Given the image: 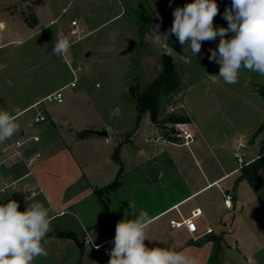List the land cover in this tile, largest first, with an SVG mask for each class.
<instances>
[{"label":"rangeland","instance_id":"374dc122","mask_svg":"<svg viewBox=\"0 0 264 264\" xmlns=\"http://www.w3.org/2000/svg\"><path fill=\"white\" fill-rule=\"evenodd\" d=\"M42 1L0 0V19H8L3 7L10 5L18 15L14 20L9 19L0 33V108L6 105L20 108L42 98L18 123L39 112L48 118L38 124L101 126L112 141L130 135L132 140L122 144L119 151L127 167L136 165L138 157L143 156L142 151L157 158L173 155L188 169L198 168L196 155L217 172L245 165L259 154L257 144L264 138V96L255 88L260 86L258 83L263 76L242 69L236 84H226L219 76H212L219 74L220 66L208 59L209 49L217 48L219 37L202 42L199 56H193L186 45L181 53L171 47L172 42L178 41L174 35L162 37L166 44L154 43L156 26L160 34H168L174 19L173 10L192 0H45L37 25L30 28L25 21L34 22V9ZM230 5L231 0L221 1L214 27H227L223 14ZM63 8L66 9L62 11ZM73 18L80 19L77 35L70 34ZM56 33L64 34L72 43L67 60L53 55ZM231 35L229 33L228 37ZM127 38L144 39V43L141 41L143 44L139 43L132 52L121 54L127 46ZM163 52L173 55L182 76L178 89L161 92L158 118L163 126L173 127L177 132L181 126L190 128L185 121L173 124V118L179 120L189 114L195 124H202L207 136L190 146L160 141L163 140L158 134L160 128L156 126L155 133L148 112L138 121L135 100L128 90L130 86L143 89L150 84L161 71ZM75 76L77 85L71 87L69 84ZM8 80L12 81L11 87L6 83ZM62 86H66L62 103L45 99L48 93ZM227 86L237 93H229ZM256 124H260L258 130L248 135ZM235 129H239L237 138L243 135L236 140L238 149L229 140L220 145L219 141L223 137L225 140ZM39 133L42 135V131ZM178 138L175 143L181 144L183 138ZM236 150L243 152L242 161L235 156ZM204 153L205 156L200 157ZM240 173L222 183L233 181L230 186L233 206L222 207V221L213 224L215 234L224 237L218 256L222 264H264V187L259 188L263 201L258 200L248 181L238 179ZM260 177L264 181V170ZM7 190L10 192L12 187L8 186ZM213 192L220 206L225 196L217 189Z\"/></svg>","mask_w":264,"mask_h":264},{"label":"crops","instance_id":"0c3cea01","mask_svg":"<svg viewBox=\"0 0 264 264\" xmlns=\"http://www.w3.org/2000/svg\"><path fill=\"white\" fill-rule=\"evenodd\" d=\"M44 3L45 0L34 9L35 23L33 26L24 20L28 27L34 28L37 25L39 11ZM10 6L3 7L8 19H0V33L6 27L9 19L14 20L15 17H18L9 8ZM150 6H148L149 9ZM65 9L63 8L62 11ZM76 9L78 11V6ZM133 9L138 14H142L139 10ZM118 15L119 13L115 17ZM75 19L79 23L80 19L73 18L72 20ZM134 40L136 46L139 43H144V39H141L142 42L138 39ZM258 84H264V76ZM226 88L229 93H237L233 88L228 86ZM255 89L257 90V87ZM259 94L264 96L262 93ZM41 99L38 98L20 107L22 115L38 106ZM42 109L39 107V110L42 111ZM38 114L39 112L19 122L23 128L19 135L0 144V188H4L6 185L12 187L10 192L7 190L8 187L0 190V204L15 200L20 206L18 210L23 211L27 207V200L23 201V198L29 195L31 201L42 203L50 215L53 234L46 245L48 256L37 258L35 264H97V253L89 244L85 243V236L88 233L91 238H95V242L114 237L116 223L125 218L122 208L126 202L133 203L137 213L144 210L154 218V223L148 230V236L152 240H145L147 247H165L166 245L159 240H167L168 244L173 243L178 248L185 245V250L198 257L200 264H222L218 251L222 248L224 237L215 234L213 224L222 221V207L230 209L225 204L224 196L230 194L232 197L230 186L233 181L226 184L227 188L222 183L229 177L239 174L243 164L217 172L206 160L202 163L196 155H194L198 165L196 169L185 168L181 159L170 154L157 158L151 153L146 155L142 151L143 156L138 157L134 167H127L126 159H122L121 182L116 189L106 195L109 225L97 227L96 224L104 210V205L95 190L107 186L117 176L119 164L112 155L118 143L127 134L124 138H116L115 141H112L109 139V135L102 136L87 132L92 129L101 130V126L76 127L72 124H38L41 122L34 121ZM186 116L190 118L187 125L193 136L188 145L166 140L160 141L170 143V145L184 146H190L196 141H203L207 136L204 126L195 124L189 114ZM47 118L46 116V120ZM259 125L252 126L249 132L247 129L244 130L246 133L248 132V135H251ZM154 128L156 133L155 125ZM39 131H42V135ZM238 132L239 129L230 131L225 140L223 137L219 144H225L226 140L233 141L235 149H238L236 140L243 138V135L237 138ZM32 135H38L39 141L24 144L22 156L15 158L14 162L8 160L14 150L15 141L26 139ZM262 139L257 144L259 149ZM131 140L130 136L129 141ZM129 141H124L122 144ZM253 144L256 145L255 142ZM36 152H39L41 157L29 166L28 158ZM203 156L205 153L200 155V157ZM257 157L258 155L250 158L245 162V165ZM153 162L163 165L156 180L150 179L147 175ZM4 163L6 165L1 167ZM263 170L259 171L260 176ZM251 187L257 199L263 201L259 189L252 185ZM215 189L222 196L224 195L220 206L216 203V196L213 192ZM194 210H200L194 220L197 226V232L194 235L189 233L185 226L176 228L170 226L172 220L180 221L187 218ZM133 213L132 205V212L127 214V219H133ZM209 226L213 228V231L207 233L206 230ZM61 231H70L75 236L73 238L60 236L58 233ZM215 237L220 238L219 243H216ZM217 245H219L218 251H216Z\"/></svg>","mask_w":264,"mask_h":264},{"label":"clouds","instance_id":"9594fccd","mask_svg":"<svg viewBox=\"0 0 264 264\" xmlns=\"http://www.w3.org/2000/svg\"><path fill=\"white\" fill-rule=\"evenodd\" d=\"M219 13L216 0H192L173 10V23L168 34L162 35L156 26L154 43L166 44L162 37L174 35L179 44L187 46L193 56L201 53L202 42L219 37L216 49H209L208 59L219 64V76L226 84H236L241 70L264 76V0H231L223 19L227 27H214V18ZM231 33V37L228 34ZM53 55L65 60L69 58L72 43L62 33H56ZM10 87L12 81L6 82ZM18 106L0 108V144L18 136L23 129L17 122L22 115ZM133 219L125 218L115 226L114 247L109 252L108 264H200L199 258L185 250L159 240L165 247L149 248L145 240H152L148 230L154 218L147 211L137 213L135 205ZM19 203L9 200L0 204V264H35L39 257H47L46 245L52 233L48 210L40 202L27 198V207L19 211ZM95 238L88 243L94 245Z\"/></svg>","mask_w":264,"mask_h":264},{"label":"trees","instance_id":"16d2710c","mask_svg":"<svg viewBox=\"0 0 264 264\" xmlns=\"http://www.w3.org/2000/svg\"><path fill=\"white\" fill-rule=\"evenodd\" d=\"M221 1L222 0H216L218 6L221 5ZM146 19L150 20L151 17H146ZM34 23H35V18H34V22L29 25L33 26ZM170 45L177 52H180V53L182 52V46L179 44L178 41L172 42ZM160 57H161L160 59H161V65H162L161 71L150 82V84L143 89L137 86H130L128 90L132 98L135 100L136 109L138 112L137 114L138 121L141 119L142 115L145 112H148L152 123L155 126H158L160 128L161 133H158V134L169 141L177 142L179 140L177 136V131L173 127L166 128L165 126L161 124V121H159V118H158L159 113H160L159 97H160L161 92H172L178 89L180 86L182 75L179 72L180 70L177 68L176 64L174 63L173 55L171 53L163 52ZM257 90L260 93L264 94V84L258 86ZM180 121L189 122L190 118L185 117L179 120H175L173 118L172 120L173 124L180 122ZM129 140H130V135H127L121 142L118 143V145L116 146L113 152L112 157L119 164V172L117 176L115 177V179L107 186L98 188L95 190L96 194L99 196V198L101 199L104 205V210L101 214L99 221L96 224L97 227L102 226V225H106V226L109 225L110 219H109V211L107 207V196L106 195L110 191L116 189L121 182L123 164L119 157V151H120V146L122 142L129 141ZM263 165H264V138L262 139L260 143V151H259L258 157L254 161L242 166L240 170L241 173L238 179L247 180L250 185H252L253 187L257 189L264 187V181L259 176V171L263 167ZM58 235L72 237V238L75 236L70 231H61L58 233ZM214 239L215 241H217L216 243H219L220 238L215 237ZM218 248H219V245H217L216 251H218Z\"/></svg>","mask_w":264,"mask_h":264},{"label":"built area","instance_id":"2783aa9c","mask_svg":"<svg viewBox=\"0 0 264 264\" xmlns=\"http://www.w3.org/2000/svg\"><path fill=\"white\" fill-rule=\"evenodd\" d=\"M78 24H79L78 20H76V19L71 21V26H72L70 29L71 35L79 34ZM74 75H75V72H74ZM76 85H77V78L75 76L74 80L70 82L69 86L75 87ZM65 87L66 86H63V87L57 89L56 91L47 95L45 97V99L47 101H50V102L62 103L63 102V89ZM44 120H46V116L44 114H40V113L34 118L35 122H42ZM177 136H181L183 138V141L181 142V144H185V145H188L193 139L191 131L189 129L183 127V126H181L179 128V132H177ZM39 138L40 137L38 135H32L26 139H21V140L15 141V143L13 144V146H14L13 153L10 154L9 158L15 159V158L22 156L23 145L28 143V142H37V141H39ZM163 140L169 141L165 138H163ZM169 142H172V141H169ZM242 145H244V144H242ZM241 147H244V146H241ZM235 156L238 158L239 161H242V151L241 150H236ZM40 157H41V154L39 152H36L33 156L28 158L27 164L30 166L34 161H36ZM6 187H8V185H6L4 188H6ZM4 188H0V190H3ZM28 197H29V195L25 196L23 198V201L27 200ZM224 201H225V204L227 207H231V195L230 194L225 195ZM199 213H200V210H198V211L194 210L191 212V215L187 218H183L180 221L172 220L170 222V226L172 228L185 226L187 231L194 235L197 232V226H196V223L194 220L199 215ZM212 231H213V228L210 226L206 230L207 233H210ZM89 238H90V236L87 233L85 236V240H84L86 244H89L88 243ZM113 239H114V237H110V238H105L101 242H95L94 241V245H99L98 249L95 246H92V248L97 253V264H108V260L110 258L109 252L114 247Z\"/></svg>","mask_w":264,"mask_h":264},{"label":"water","instance_id":"95a60500","mask_svg":"<svg viewBox=\"0 0 264 264\" xmlns=\"http://www.w3.org/2000/svg\"><path fill=\"white\" fill-rule=\"evenodd\" d=\"M127 46L120 52L121 54H127L132 52L136 47V41L132 38H127ZM87 132L95 133L102 136H107L108 132L106 130H87ZM163 168V165H161L158 162H153L151 166L148 169L147 175L150 179L156 180L158 178V175ZM123 213L131 214L132 212V204L131 202H126L122 208ZM53 233H49L48 237L51 238Z\"/></svg>","mask_w":264,"mask_h":264}]
</instances>
